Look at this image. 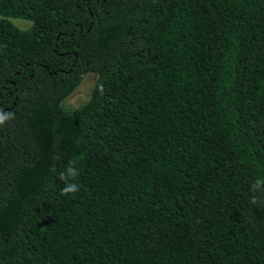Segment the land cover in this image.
<instances>
[{
	"label": "trees",
	"instance_id": "1",
	"mask_svg": "<svg viewBox=\"0 0 264 264\" xmlns=\"http://www.w3.org/2000/svg\"><path fill=\"white\" fill-rule=\"evenodd\" d=\"M0 113V264H264V0H0Z\"/></svg>",
	"mask_w": 264,
	"mask_h": 264
},
{
	"label": "rangeland",
	"instance_id": "2",
	"mask_svg": "<svg viewBox=\"0 0 264 264\" xmlns=\"http://www.w3.org/2000/svg\"><path fill=\"white\" fill-rule=\"evenodd\" d=\"M9 21L20 30H28L32 24L23 19H9ZM95 82L94 75H86L81 81L80 85L76 88L72 95H70L64 102V107L73 109L81 106L86 102Z\"/></svg>",
	"mask_w": 264,
	"mask_h": 264
},
{
	"label": "clouds",
	"instance_id": "3",
	"mask_svg": "<svg viewBox=\"0 0 264 264\" xmlns=\"http://www.w3.org/2000/svg\"><path fill=\"white\" fill-rule=\"evenodd\" d=\"M13 114L8 113H0V126L5 125L6 121L12 116ZM73 162H69V166L62 172L59 173V179L65 182L64 188L61 190V195L68 196L69 194L75 195L79 191V185L74 182H69L75 180L78 176V170L72 166Z\"/></svg>",
	"mask_w": 264,
	"mask_h": 264
}]
</instances>
